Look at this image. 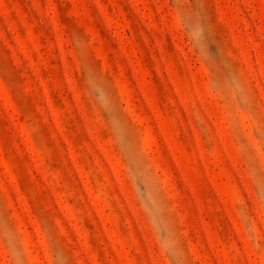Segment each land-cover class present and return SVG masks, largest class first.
I'll use <instances>...</instances> for the list:
<instances>
[{
	"label": "rangeland",
	"instance_id": "1",
	"mask_svg": "<svg viewBox=\"0 0 264 264\" xmlns=\"http://www.w3.org/2000/svg\"><path fill=\"white\" fill-rule=\"evenodd\" d=\"M0 264H264V0H0Z\"/></svg>",
	"mask_w": 264,
	"mask_h": 264
}]
</instances>
